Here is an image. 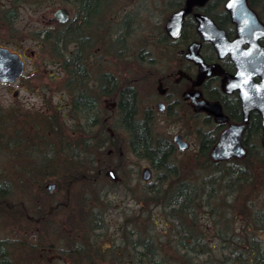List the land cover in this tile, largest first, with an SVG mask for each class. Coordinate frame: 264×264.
<instances>
[{"label":"rangeland","instance_id":"obj_1","mask_svg":"<svg viewBox=\"0 0 264 264\" xmlns=\"http://www.w3.org/2000/svg\"><path fill=\"white\" fill-rule=\"evenodd\" d=\"M177 1L173 0V3ZM62 6H66L70 12L68 21L63 24L57 19L50 21L53 12ZM73 6L62 0H0V44L18 52H29L22 77L13 83L0 81V179L7 180L11 187L9 206L0 205V240L5 242L10 264H71L72 259L67 253L70 237H80L75 228L86 226L80 218L76 223L67 221L69 211L56 205L60 194L56 189L51 192L46 189L47 183L55 182L50 175L53 168L49 172V163L60 165L66 152L71 155L68 157L76 159L79 155L76 152L81 153L110 133V126L107 125L104 134L99 125L89 127L88 113L74 101L75 95L82 92V87L88 82L84 83L83 77L70 71L68 57L76 45L72 42L78 41L79 45L82 42L83 56L89 55L86 51L88 48L92 53L98 46L103 48L105 69L117 70L123 77L137 74L136 87L142 110L154 102L159 91L157 75H161L164 68H175L172 59L174 53L168 50L164 55L167 48L161 41L165 22L174 11V5H170L169 0H105L99 7V15L86 23L79 20V24L72 21L77 13ZM67 27L73 29L67 35L69 40H66ZM47 30L51 31L53 37L43 40V33ZM30 49L35 50L34 55ZM91 60L89 68L95 76L98 72L97 61ZM16 89L18 93L15 95ZM109 106L110 101L106 104L110 113ZM154 111L158 117L154 124L157 136L167 137L174 142V136L181 133L188 142L185 149L174 144L177 161L190 171L191 156L198 152L200 146V134L212 127L211 123L204 125L186 103L170 117L165 115L164 118L155 105ZM112 122L110 117L109 124ZM117 138L125 141H117L121 143L118 149L110 143V147L105 145L107 152L112 150L110 155L104 154L100 158L94 152L97 161L119 165L115 170L107 169V178L101 182L105 189L113 192L108 193L102 206L106 214L104 231H107V235L117 236L120 224L135 226L142 232L149 228L155 236L154 243L161 239L165 242V216L161 215L155 203L140 205L136 199L140 193L137 192L138 188L146 183L142 179L144 167L150 166L152 169L150 182L156 181L158 171L148 159L131 152L126 135L121 134ZM118 154L122 155L121 159ZM56 170L58 174L62 173L60 168L56 167ZM258 172L264 175V167ZM108 176L115 180L111 182ZM128 185L134 188V195L127 188ZM263 193L264 189L253 194L258 205L262 204ZM245 194L244 190L240 195L241 200H245ZM45 201H51L55 207L50 214L51 223L46 220L44 229L43 224L39 228V221L34 220V207ZM231 210L225 213L232 219L228 230L232 232V227L240 225L236 229L238 235L249 236L240 229L244 222L238 219V210ZM212 219H218L220 227L225 229L218 216L204 215L203 209L195 216L196 223L186 222V225L198 232L204 229L206 236L211 237ZM29 221L31 224H28ZM81 232H86V229H81ZM257 234L256 239L263 246L264 229H259ZM100 238H105V235L101 234ZM82 241L86 246L85 255L88 256L79 259L80 264H110L108 256L103 259L94 250L89 252V246L95 245L91 235ZM160 255L161 260L165 261V248L160 250Z\"/></svg>","mask_w":264,"mask_h":264},{"label":"trees","instance_id":"obj_2","mask_svg":"<svg viewBox=\"0 0 264 264\" xmlns=\"http://www.w3.org/2000/svg\"><path fill=\"white\" fill-rule=\"evenodd\" d=\"M103 1L62 0L65 4L76 5V8L85 12L86 15L97 12ZM181 1L173 3V0H169V4L174 5L176 9ZM250 1L264 19V1ZM163 34L161 41L165 44V31ZM51 37H53L51 31L47 30L43 33L42 39L48 40ZM77 68L83 69L82 66ZM106 78H109L108 75ZM116 98L119 122L110 125L114 135L109 133L102 136L81 153L76 152L79 154L76 159L68 157L71 155L66 152L60 165L49 163V172L53 168L50 175L57 182L56 191L60 194L56 203L57 207L69 211L70 216L67 221L76 223L80 218L86 223L84 228L77 226L74 230L80 234V237L77 235L70 237L71 242L67 253L72 259L71 264H80V260L88 256L85 255L86 246L82 240L90 235L94 238L95 245L89 246V252L94 250L103 259L108 256L110 264H264V245L262 246L256 239L257 231L264 229V199L261 205L253 199L254 192L264 189L263 185L261 187V184H264V175L258 172L261 167H264V147L261 143L262 129L259 114L255 111L250 114L248 126L243 134L247 152L242 157L218 160L210 155V149L220 133V127H218L214 134L206 132L200 134L198 152L191 156V170L187 171V167L179 160L177 161L174 142L167 137L157 136L153 126L139 117L135 90L125 86L118 92ZM232 103V106H229L222 102L224 111L230 115L231 120L241 121L240 104L235 98ZM76 104H80L82 108L85 107L87 104L85 95H79ZM89 127L92 125L89 124ZM121 134L126 136L128 134L127 146L131 152L148 159L153 168L158 171L156 183H142L137 190L140 193L136 199L140 201V205L155 203L161 215L165 216L166 228L163 230L165 242L161 239L158 243H154L155 236L149 228L142 232L140 229H135V226L120 224L117 236L107 235V231H104L106 214L102 206L108 193L113 192L108 188L105 189L101 182L107 178V169L115 170L119 165L103 160L97 161L98 158L94 156V152L96 151L97 157L100 158L104 154L110 155L112 150L107 152L104 148L110 147V143L118 149L120 142L125 141L123 138H117ZM118 157L121 159L122 155L118 154ZM56 167L60 168L62 173L58 174ZM109 180L113 182L115 179L111 177ZM127 188L129 189L130 186L128 185ZM244 190L246 191L243 196L245 200H241L240 195ZM131 191L134 195V188ZM10 197L9 182L0 179V205L8 204ZM54 207L51 201L42 202L34 207L36 213L34 220L39 221V228L41 224L44 225V229L46 228L44 224L46 220L51 223L50 214ZM231 208L238 210V219L244 222L240 229L246 231L249 236L238 235L236 229L240 225L232 227V232L229 231L228 225L232 219L225 216V213L232 211ZM202 209L204 215L218 216L224 223L225 229L220 227L221 222L218 219H212L213 235L211 237L206 236L204 229L198 232L188 227L186 222L196 223L195 216ZM28 224H31V221ZM81 229H86V232L82 233ZM101 234H104L105 238H100ZM21 246L24 247V244ZM164 248L165 261L161 260L160 255V250ZM6 252L5 242L0 240V263L2 264H10ZM89 264L95 263L89 262Z\"/></svg>","mask_w":264,"mask_h":264},{"label":"flooded vegetation","instance_id":"obj_3","mask_svg":"<svg viewBox=\"0 0 264 264\" xmlns=\"http://www.w3.org/2000/svg\"><path fill=\"white\" fill-rule=\"evenodd\" d=\"M103 2H105V0ZM225 2L226 0H206L204 4L194 5L190 12L184 14L180 33L176 37L170 35V33L164 29L166 38L165 44L167 48V50L164 49V55L165 51L168 50L174 53L175 56H173L172 59L174 58L173 62L176 69L174 68L171 70L170 68H164L161 75H157V78L160 81V85L157 87V90L159 89V91L156 92L154 102L149 104L143 110L139 105L140 95L139 90L136 87L138 79L137 74L123 77L117 70L105 69L104 62L102 60L104 58L103 48L101 49L100 46H98L93 53L90 52L88 48L86 51L89 52V55L83 56L84 52L81 51L83 46L82 42L80 41V45L78 41H76V43L72 42L76 45L68 57L71 67L70 71L74 74L78 73L81 77H83L84 83L88 82V85L82 87L83 91L75 95L74 101H77V97L79 95H85L87 104H85V107L83 108L88 113L87 123L90 125H99L102 134L106 132V125L110 126L118 124L119 117H117L116 113V96L125 86H129L135 90V100L139 105V117L145 119L149 124H151L153 126V130L154 124L158 119L154 111V105L157 107L158 111L164 114L163 117L165 118V115L166 117H170V115L177 113L179 108H183L185 103L188 104L194 111L195 115L204 122V125H210L211 123L212 127L204 130L203 133L206 132L214 134L218 127H220L218 139L229 124L242 123L243 114L241 121H233L230 119V115L224 111L222 104L223 102L232 106V101L235 98L239 102L241 108L238 91H225L222 87L223 78L226 74H234L236 72V65L229 54L220 56L214 47L213 42L203 37L201 31L199 30V21L196 17V13H200L211 18L221 29L225 31L230 40H235L238 37L237 24L232 20L229 11L225 8ZM248 2L250 6L255 9L259 18L264 22V19L260 16L257 8L252 5L250 0H248ZM102 4L100 5V8ZM185 4L186 0H183L182 4L174 11L181 10L185 7ZM73 8L77 10L75 17L72 19L75 23H78L79 20H83V22L86 23L93 17L99 15V9L97 12H92L89 13V15H86L85 12L79 11L78 8H76V5H74ZM53 19L55 18L50 17V21H53ZM72 30V28L67 27L66 40H69L67 35L69 33L71 34ZM259 41L262 45H264L263 38H260ZM248 45L249 44L247 43L244 44L245 47H248ZM194 51L203 58L207 65H217V68L201 76L200 64L189 57V55H192ZM21 53L23 57L28 58V56L24 54V51ZM91 58L94 61H97L98 72L95 76L92 75L89 68L90 63H92ZM79 66H82L83 69H78L77 67ZM106 75H108V79L106 78ZM85 78H87L86 81ZM256 79L259 80L258 77H256ZM109 84L111 85L109 86ZM107 85L109 87H106ZM197 93L200 94L197 100L202 99L206 101H218L222 105L225 115L228 117L227 120L225 122L218 121L215 115L209 111L197 109L192 97L189 96ZM108 101H110V113L106 108ZM106 111L108 113H106ZM110 117L113 120L111 124H109ZM247 126L248 122L245 129ZM109 131L111 135H114L111 129Z\"/></svg>","mask_w":264,"mask_h":264},{"label":"water","instance_id":"obj_4","mask_svg":"<svg viewBox=\"0 0 264 264\" xmlns=\"http://www.w3.org/2000/svg\"><path fill=\"white\" fill-rule=\"evenodd\" d=\"M205 1L186 0V5L183 9L174 11L165 25L170 35L178 36L184 14L190 12L194 5L204 4ZM225 8L229 11L232 20L237 24L238 37L235 40H230L225 31L217 26L211 18L196 13L199 21V30L203 37L213 42L220 56L229 54L236 65V72L234 74H226L223 78L222 87L225 91H238L243 122L231 123L221 133L211 151L212 156L218 160L242 157L245 154L243 132L252 111H257L261 116V143L264 147V45L259 41L260 38L264 39V23L249 5L248 0H227ZM54 16L60 21H66L69 12L66 7H59L55 10ZM245 43L249 44L248 47L244 46ZM25 53L28 55L29 52L25 51ZM30 53L34 55L35 50L30 49ZM189 57L200 64L201 76L217 68V65H207L195 51ZM24 71L25 59L21 53L0 44V81L13 83L23 75ZM17 93L18 90L16 89L14 94L16 95ZM189 96L192 97L197 109L209 111L215 115L218 121L225 122L227 120L228 117L218 101L197 100L200 96L198 93ZM174 141L181 149L188 147V142L180 133L176 134ZM151 176L152 170L149 166H146L143 169L142 178L148 181ZM55 187V182L46 184L48 191H52Z\"/></svg>","mask_w":264,"mask_h":264}]
</instances>
